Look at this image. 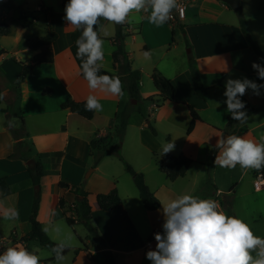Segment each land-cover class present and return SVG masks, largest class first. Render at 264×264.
Wrapping results in <instances>:
<instances>
[{
  "label": "crops",
  "instance_id": "obj_1",
  "mask_svg": "<svg viewBox=\"0 0 264 264\" xmlns=\"http://www.w3.org/2000/svg\"><path fill=\"white\" fill-rule=\"evenodd\" d=\"M10 1L14 6L21 7L26 16L32 17L36 22L26 26L19 20L18 12L10 8H4L1 12L0 23L9 25L10 33L0 36V179H5L9 187L8 192H0V231L8 226L12 238L5 239L0 234V241H5L0 253L7 249L8 243H12V247L20 244V240L30 231L28 219L36 192L28 175L26 163L38 159L42 165L44 177L41 179L39 189L41 208L38 219L44 230L45 225H53L63 218L57 209L60 199L69 204L77 201L72 193L60 189L58 184L65 183L69 187L80 186L84 173L89 165L93 164L90 156V140L111 137L109 131L117 123L115 117L118 105L128 102V95L124 90L122 96H111L88 87V82L82 74V62L77 57L71 40V33L75 29L68 26L63 19L65 13L61 0ZM241 2L242 12L237 14L217 0H187L184 20L176 23L167 22L166 26L160 27L149 23L150 12H133L123 24L101 21L108 32L105 36L103 31H99L100 38L104 40V59L100 62L103 64L102 69L113 74L118 73V68L114 67L112 62V52L115 47L111 39L115 37L117 28L121 25L124 33L130 37L124 40V50L128 55L131 69L138 70L141 74L138 83L139 95L142 99L153 97L152 101L146 103L147 113L152 119L153 127L161 136L160 140L154 138L147 130L141 115L133 112L127 120L123 145L126 140L134 155L146 152L150 160L152 154L162 153V145L165 142L174 143L172 134L180 130L185 133V138L179 145L174 144L176 147L169 153L174 156L182 154L194 160L185 177L173 183L165 178L164 183L160 182L152 190L148 184L149 176L143 170L145 165L137 168L138 172L144 174L146 185L159 200L160 207L156 211L145 210L142 203L141 205L138 203L140 198L136 187V191L133 187L128 188L130 196L128 206H125L121 200V205L116 210L103 212L106 216L118 212L127 228L136 231L139 219L145 217L151 229H158L157 221H154L153 217L157 220L163 215L162 204H167L188 191V189H176L177 186L195 185L193 176L199 172L207 175L211 170L214 175L218 170H232L214 164L218 153L214 146L218 138L229 135L227 119L231 114L226 111L224 103L226 99L223 95L224 84L229 78H248L257 84H264V80H260L257 72L252 68L253 62L256 61L239 27L240 16L245 21L250 37L258 44L264 55V0ZM38 7L47 13L46 17L42 12L37 11ZM46 25L57 34V39L52 44L53 64L36 66L25 81L16 87V80L22 70L20 63L26 64L38 53L28 49L27 41L43 36ZM170 41L173 44L170 45ZM145 51L152 53L151 59L144 58ZM191 67L199 75L203 86L210 88L205 101L199 99L194 92ZM154 70L159 71L174 85L176 101L192 107L200 118L190 134H187V129L191 117L186 107L168 101L163 102L161 98L155 97L158 91L151 79ZM4 79L8 80L7 85L4 84ZM44 89H50L51 94L43 95ZM90 94L96 95L103 106L102 111H94L91 120L60 110L62 103L86 102ZM243 97L254 109L253 113L248 114V119L254 115L264 116V89H261L260 95H255L251 89H248ZM217 103L219 107L216 106ZM18 116L23 118L28 135L24 140L31 150L27 154V157H30L28 161L9 158L17 143L10 129L18 128ZM28 116L32 118L31 126L28 123ZM6 119L9 120V127H6ZM33 123L36 124L35 127ZM240 124L242 127L240 126L241 128L239 127L234 135L260 142V137L264 136V121L257 125ZM165 136H168V140ZM213 151H216L213 162L211 163L210 159L208 163V155ZM110 155L113 154L106 153L99 165L90 173H95ZM147 162L148 160H145L146 165ZM239 168V174L227 180L223 189L216 187V181H211L213 183L211 195L218 193L225 195L232 203L243 181L252 184L255 192L264 191V189L261 191L254 189L255 169H242L240 166ZM113 187L110 181L101 192L91 193L105 194ZM51 198L53 202L48 206ZM212 200H215V197ZM6 208L17 209L19 219H4L3 211ZM230 209L235 216L232 204ZM99 214H102L99 210L92 212L91 223L95 222ZM108 221L111 223L110 219ZM20 245L38 253L36 242ZM86 248L87 253L93 257L95 252ZM132 251L124 253L129 254ZM50 258H40V264H44L42 262Z\"/></svg>",
  "mask_w": 264,
  "mask_h": 264
},
{
  "label": "clouds",
  "instance_id": "obj_2",
  "mask_svg": "<svg viewBox=\"0 0 264 264\" xmlns=\"http://www.w3.org/2000/svg\"><path fill=\"white\" fill-rule=\"evenodd\" d=\"M178 6V0H68L63 19L81 33L75 41L76 55L82 60V74L88 87L111 96L123 95L119 77L100 74L104 40L99 37V31L108 35L101 21L123 24L133 12H150L149 23L160 27L173 18L172 11ZM151 55L150 51L143 53L145 59H151ZM252 68L258 78L264 80V65L253 62ZM224 89L226 111L233 120L246 123V103L241 97L248 89L260 95L264 84L248 78H229ZM85 110H103L96 95H88ZM174 147L173 142H165L162 154L171 152ZM214 147L218 150L215 166L235 168L239 164L242 169H264V136L259 143L234 134L222 136ZM162 214L163 231L154 233L155 249L146 252L151 264H264V238L255 236L242 219L227 215L215 200L187 194L177 196L162 204ZM3 218L17 220L19 211L6 208ZM54 231L59 233V227ZM70 239L67 237L52 248L56 264H63V253L70 246ZM253 252H256L255 258ZM0 264H40V256L17 244L0 253Z\"/></svg>",
  "mask_w": 264,
  "mask_h": 264
},
{
  "label": "trees",
  "instance_id": "obj_3",
  "mask_svg": "<svg viewBox=\"0 0 264 264\" xmlns=\"http://www.w3.org/2000/svg\"><path fill=\"white\" fill-rule=\"evenodd\" d=\"M245 1V0H241ZM68 3V0H61V6L64 10L65 5ZM4 8H10L19 14V20L23 25L28 26L32 24V17L26 16L21 7L14 6L10 0H4L2 4ZM44 17H46L47 13L43 12ZM239 27L244 35L249 51L254 57L255 61L261 65H264V55L259 48L258 44L250 37L249 33L246 29V24L243 18L239 16ZM10 33V26L5 23H0V36H6ZM80 31L74 30L71 33V40L73 42V48L75 53L77 52V47L75 44L76 39L80 36ZM128 35L124 33L123 26H118L117 33L111 41L115 47V50L112 52V62L114 67L118 68V73L113 74L108 71L101 69L100 74H107L109 76L119 77L122 83V87L127 95L128 102L125 104L118 105V111L116 113V121L118 122V127L116 130L117 133V143H113L111 137L92 139L89 142L90 146V156L93 159V166L97 167L106 153L113 154L120 162H122L125 166V171L132 177L133 183L138 190L139 198L142 203V206L147 211H156L160 207L159 200L154 196L153 193L150 192L148 187L145 184L144 176L141 173H137L134 169L126 163L120 153L122 139L125 133V129L127 126V120L131 113L137 112L140 114L145 122L146 128L149 130L150 134L154 137L158 136L157 130L153 127V125L149 121V116L147 113L146 104L149 101L153 100V97L148 99H142L139 95V87L138 83L141 79V74L138 70H132L130 66V62L128 60V55L124 50V40ZM100 37V36H99ZM57 39V34L52 31L49 25L45 26V34L43 36L35 37L29 39L27 41V47L32 52H38L34 57H32L26 64L20 63L21 73L16 80V87L21 85L26 77L32 73L34 68L38 65H51L54 61V55L52 51V44ZM78 57V56H77ZM79 58V57H78ZM82 62L81 58H79ZM190 74L192 79V85L196 96L202 101L206 100L207 94L210 88H206L203 86L199 75L190 68ZM151 79L155 89L158 91V95L155 97L161 98V100L168 101L172 104L182 105L186 107L188 110L191 122L187 129V134H190L194 129L195 123L200 120L195 110L185 105L184 103H180L175 99V87L171 83V81L162 74L154 70ZM43 95H50V89H44L42 92ZM241 99L246 103L245 111L248 114L254 112V109L249 105V103L241 97ZM134 100L136 103L131 104L130 101ZM60 110L67 111L72 114H76L86 120H91L94 116V111H86L85 110V102L77 103L73 101H66L60 105ZM19 120L18 128H11L10 133L14 140L17 141L14 152L9 156L10 159H19L22 161H28L30 157H27V154L31 152L29 146L24 141L27 138V133L24 128V120L22 117H17ZM240 122L233 120L231 117L227 119V132L229 135L236 134L237 129L239 127ZM9 120L6 119V127H9ZM216 151L211 153V163L213 162ZM154 160L156 164L157 170L169 181L174 182L180 178L185 177L189 167L194 163L189 157L185 155L174 156L170 153L167 154H154ZM35 165L32 168H27L28 175L31 179L33 186H40L41 179L44 177L42 165L38 159H34ZM254 173H260L261 178L264 181V169L256 170ZM59 188L62 190H68L72 193L77 199L76 202L69 204L63 199H60L57 204V209L61 212L62 217L64 218L66 224L73 228L77 224H82L86 228H91L92 222V212L95 210H99L104 213H109L116 210L121 205V200L118 195L116 188H112L106 194H98L93 196L94 201L90 200L92 196L91 193L84 190L82 187H69L65 183H59ZM9 187L5 179H0V192H8ZM41 208V192L38 191L34 194V199L32 203L31 212L29 215V224L30 231L20 240V244H26L29 242H36L40 247L47 248L51 250L57 244L49 239L42 228V224L39 222V212ZM162 232L158 230H153L150 237L147 240L146 244H150L153 242L154 233ZM27 248V247H25ZM29 250V248H27ZM83 249L87 252V248L84 246ZM30 251V250H29ZM70 251H72L69 247L65 249L63 255L66 256ZM80 251V249H75V253ZM55 257L52 253V256L49 260L43 261L44 264H53L55 263Z\"/></svg>",
  "mask_w": 264,
  "mask_h": 264
},
{
  "label": "rangeland",
  "instance_id": "obj_4",
  "mask_svg": "<svg viewBox=\"0 0 264 264\" xmlns=\"http://www.w3.org/2000/svg\"><path fill=\"white\" fill-rule=\"evenodd\" d=\"M0 3L3 4L4 0H1ZM1 11H4V9ZM162 26L166 25L164 24ZM149 30H151V27ZM129 38L130 37L127 36L125 39ZM171 44L173 43H171L170 41V45ZM184 54H186L185 48ZM4 84L7 85L8 80L4 79ZM148 116L150 123L153 125L152 119H150V115ZM31 120L32 118L28 116V123H30V126L32 125ZM262 121H264V116L254 115L253 117H250L246 123H249L251 125H257ZM35 126L36 124L33 123V127ZM240 126L241 124L239 125V127ZM117 127L118 122L115 124L114 128L112 127V129L109 131V136H111V140L114 144L118 142V137L116 133ZM258 132L259 131H256V133ZM167 137L168 136H165V138ZM154 138L160 140L161 136L158 133V136ZM184 138L185 133L183 131L176 130L172 134V139L175 145H179ZM166 140H168V138ZM123 143L124 136L120 149L121 156L126 161V163H128L137 173H141L137 171V168L139 169L140 166L145 165V169L143 170L147 174V176H149L148 184L151 186V190L158 186L160 182L164 183V181H166L165 177L157 170L154 160V154L157 155L160 153L152 154L151 159L149 160L146 152L144 154L138 153V155L136 156L130 149L129 143H126V140L124 145ZM208 159L209 163L211 159V154L208 155ZM145 160H148V165H146ZM239 166L240 165H237L235 168H232V170H218L214 175H212L211 170L207 175H204L200 172L196 173L193 176V179L196 181L195 185H179L176 187V189H188L189 192L187 191V195L196 196L201 199H214L215 197V201L220 204L221 209L229 216H233L232 211L230 209V205L232 204L234 215L242 219L245 223H247L255 236L264 238V191L255 192L253 190L252 184L250 185L247 182L243 181L239 189L236 191L232 203H230V200L226 198L227 196L225 195H211V184H213L212 182L216 181V187L219 189H223V186H225L224 184L227 182V180L235 178V175L239 174ZM91 170H94L93 164H90L88 169L84 173L80 186L74 187H82L89 193L101 192L102 190H104L105 185L111 181V183L114 185V188H116L118 192L120 200L123 201L125 206L129 205L130 196L128 188L132 189L133 187L134 191L136 190L132 177L125 171V166L122 162H120L114 155H110L107 158V161H105L104 164L98 170H96L95 173H90ZM189 175H191V172ZM93 196L95 195H92L90 197V200L92 202L94 201ZM52 202L53 199L51 198L50 201H48V206H50ZM138 203L139 205H141V201L139 199ZM141 209L144 212L143 208ZM101 213L102 214L97 215L94 220L95 222L91 223V228H86L82 224H77L73 228H70L63 218L54 222L53 225L48 224L44 226V229H48V231L44 230V232L49 237V239L55 243H58L59 241L64 240L67 237H71L68 243L70 245L69 248L72 251H70L65 256L63 264H151V262L146 258V252L150 249H155L156 241L154 240L150 244L146 243L153 230L163 231V215L158 217L157 220L153 217V220L157 221L156 224L158 226V229H151L149 227L147 219L145 217H141L139 219V222L137 223L138 229L134 231L130 228H127L126 225L122 223L123 220L118 212L113 213L111 216H106V214H104L103 212ZM108 219L111 220V223L108 221ZM56 227H59V233L54 231ZM10 230L11 229L6 226L0 231V234L5 239H10L12 238ZM17 235H19V233ZM1 241L3 243L5 242L4 240ZM11 245L12 243H8V246L6 248L12 247ZM84 246L88 247L90 251H94L96 255L94 253V256L92 257L83 249ZM36 247L38 248L37 255H39L41 259L50 258L52 256L51 250L47 248H42L38 244L36 245ZM75 249H80V251H77V253H75ZM131 250H133L132 253H124L125 251ZM252 255L255 258L256 252H253Z\"/></svg>",
  "mask_w": 264,
  "mask_h": 264
},
{
  "label": "built area",
  "instance_id": "obj_5",
  "mask_svg": "<svg viewBox=\"0 0 264 264\" xmlns=\"http://www.w3.org/2000/svg\"><path fill=\"white\" fill-rule=\"evenodd\" d=\"M186 3L187 0H178V7L172 11V19L168 21V23H176L178 21H182L185 18V12H186ZM4 9V6L0 5V17H1V10ZM38 12H44L41 7H38L37 9ZM32 23H35V19L32 18L31 20ZM254 189L256 191H261L264 189V182L261 178L260 173L255 174V182H254ZM219 194V193H218ZM4 243L0 241V251L3 249Z\"/></svg>",
  "mask_w": 264,
  "mask_h": 264
},
{
  "label": "water",
  "instance_id": "obj_6",
  "mask_svg": "<svg viewBox=\"0 0 264 264\" xmlns=\"http://www.w3.org/2000/svg\"><path fill=\"white\" fill-rule=\"evenodd\" d=\"M219 2H222L223 4L227 5L232 11H234L237 14H240L242 12V2L241 0H217ZM136 102L134 100L131 101V104H135ZM28 168H31L35 165L33 160H29L26 163ZM40 189V186H35L34 190L35 192H38Z\"/></svg>",
  "mask_w": 264,
  "mask_h": 264
}]
</instances>
